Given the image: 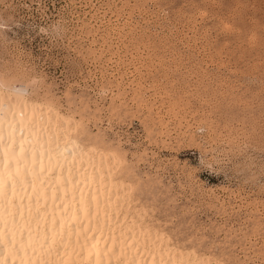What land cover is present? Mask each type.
<instances>
[{
  "label": "rangeland",
  "instance_id": "374dc122",
  "mask_svg": "<svg viewBox=\"0 0 264 264\" xmlns=\"http://www.w3.org/2000/svg\"><path fill=\"white\" fill-rule=\"evenodd\" d=\"M0 87L114 154L121 214L264 264V0H0Z\"/></svg>",
  "mask_w": 264,
  "mask_h": 264
},
{
  "label": "bare ground",
  "instance_id": "6f19581e",
  "mask_svg": "<svg viewBox=\"0 0 264 264\" xmlns=\"http://www.w3.org/2000/svg\"><path fill=\"white\" fill-rule=\"evenodd\" d=\"M47 105L0 87V264H210L121 214L114 154Z\"/></svg>",
  "mask_w": 264,
  "mask_h": 264
}]
</instances>
